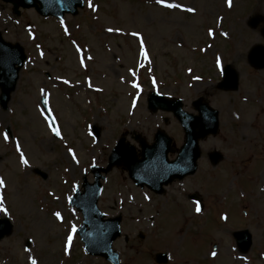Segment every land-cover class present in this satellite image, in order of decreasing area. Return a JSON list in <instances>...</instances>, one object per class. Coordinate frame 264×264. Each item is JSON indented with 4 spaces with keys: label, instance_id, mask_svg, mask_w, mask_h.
<instances>
[{
    "label": "rangeland",
    "instance_id": "1",
    "mask_svg": "<svg viewBox=\"0 0 264 264\" xmlns=\"http://www.w3.org/2000/svg\"><path fill=\"white\" fill-rule=\"evenodd\" d=\"M254 17L262 20L256 29L249 27ZM262 31L264 0H84L63 22L34 9L16 16L0 1V32L27 56L7 110L0 108V217L13 228L0 241V264H107L81 249L72 230L82 216L65 205L67 195L84 176L92 181L89 167L105 166L121 135L133 143V133L152 136L158 126L181 143L170 114L148 112L152 90L181 99L187 112L205 97L219 111L220 133L203 142L197 175L164 196L136 188L121 169L106 176L99 208L108 217L122 214L113 243L121 264H154L157 252L168 253V264H264V70L246 60L252 46H264ZM224 65L238 73L236 92L217 88ZM213 149L225 159L210 170ZM251 151L248 179L242 173ZM193 192L207 204L200 216L187 199ZM236 230L252 236L245 254L236 248Z\"/></svg>",
    "mask_w": 264,
    "mask_h": 264
},
{
    "label": "water",
    "instance_id": "2",
    "mask_svg": "<svg viewBox=\"0 0 264 264\" xmlns=\"http://www.w3.org/2000/svg\"><path fill=\"white\" fill-rule=\"evenodd\" d=\"M4 2L12 3L14 6V11L17 12V8L21 6L22 8H30L33 7L35 10L42 16H55L59 19H62V16L66 13H70L75 15L77 13V8H81L83 6L82 0H3ZM258 17L253 18L251 20V27H256L259 22ZM25 60V56L23 54L22 48L18 44H8L1 40L0 38V105L3 108H6L8 101L10 100V94L14 91L16 82L18 79L19 71L23 65ZM249 63L255 68H263L264 67V48L256 47L253 51L248 55ZM225 80L219 85L220 88L225 90H231L236 88L237 76L235 71L227 67L225 70ZM160 100H156L153 104L150 102L152 110H156L159 106L163 108L166 106V109L176 110V116L184 121L185 126L191 125L193 129L191 131L187 130L188 136L190 139L187 141V145L183 148L182 153L176 164L178 165H189L193 161V157L196 158L197 148L195 152V145L198 139H203L209 134H216L217 132V118L216 112L211 110L207 104H201V100H198L194 103L195 109L201 115L198 118L186 117L185 114L181 113V104L180 102L168 103L163 98H159ZM159 107V108H160ZM192 136V137H191ZM193 153H192V144ZM165 143H160L153 148V150L148 151L140 162H137L133 158L126 159L125 161H117L114 164L116 165H124L125 168L129 169L130 176L133 180L139 185L146 184L152 189H156L161 187L162 185L167 184L172 180V178H168L165 175V178H158L157 180L153 177L139 178L138 175L142 172L139 167L140 164H143L146 167H156L161 163L165 162V156L168 152L167 145ZM161 152L159 155L157 152ZM190 157L189 161L187 156ZM220 159L217 156L215 163ZM164 171L168 169V166ZM104 172H107L105 170ZM193 172V171H192ZM149 174H152V170L149 171ZM88 189V188H87ZM99 192V185L95 184L91 187L89 193L86 194L83 201V211L85 217V228L81 232L82 238L86 244H88V252L94 255H103L107 257V253H110V245L111 242L118 236V225L117 221L110 222V224H106L102 222L101 216L97 212L95 206L97 202V196ZM86 227L88 230H85ZM247 247L244 249L246 250Z\"/></svg>",
    "mask_w": 264,
    "mask_h": 264
},
{
    "label": "snow or ice",
    "instance_id": "3",
    "mask_svg": "<svg viewBox=\"0 0 264 264\" xmlns=\"http://www.w3.org/2000/svg\"><path fill=\"white\" fill-rule=\"evenodd\" d=\"M157 3H163V0H157ZM230 3H231V0H229V4H230ZM164 6H165V7H169V8L178 7L177 5H173V4H165ZM188 11H192V9H188ZM65 83H67V81H65ZM53 131H54V133H55L57 136L60 135L59 131H57L56 129H53ZM5 139H6V140L8 139L7 135H5ZM70 151H71V150H70ZM22 162H26V161H23V158H22ZM3 185H4L3 180H0V187H2ZM0 211H3V209L0 208ZM197 211H199V208H197ZM57 216H59V214H57ZM73 231H75V230L73 229ZM70 241H71V235L69 236V242H70ZM213 255H215V254H213ZM32 264H36V262L33 261Z\"/></svg>",
    "mask_w": 264,
    "mask_h": 264
}]
</instances>
